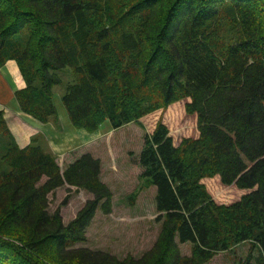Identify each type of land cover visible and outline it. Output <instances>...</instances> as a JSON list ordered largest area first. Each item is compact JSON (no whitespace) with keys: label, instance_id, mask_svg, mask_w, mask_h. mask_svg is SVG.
Returning <instances> with one entry per match:
<instances>
[{"label":"trees","instance_id":"16d2710c","mask_svg":"<svg viewBox=\"0 0 264 264\" xmlns=\"http://www.w3.org/2000/svg\"><path fill=\"white\" fill-rule=\"evenodd\" d=\"M8 60L25 81L20 109L42 123L57 118V71L70 67L61 99L74 128L144 130L185 101L197 135L176 144L160 118L145 135L130 201L156 188L159 232L141 257L119 259L77 247L97 207L111 211L100 161L84 153L62 169L35 138L20 147L0 111V264H203L244 242L241 264H264V0H0V67ZM215 177L252 190L219 203L204 183ZM64 185L92 195L67 224L48 211Z\"/></svg>","mask_w":264,"mask_h":264},{"label":"rangeland","instance_id":"374dc122","mask_svg":"<svg viewBox=\"0 0 264 264\" xmlns=\"http://www.w3.org/2000/svg\"><path fill=\"white\" fill-rule=\"evenodd\" d=\"M20 38L25 44L27 32L24 31ZM57 74L61 83L53 89L54 104L63 105L61 97L67 84L76 81V76L70 67L60 69ZM184 102L175 103L141 120L144 130L134 123L114 129L106 120L96 131L88 132L95 139L89 150L100 161V180L112 195L111 211L104 213L97 207L86 229V241L77 247L103 251L121 259L127 255L139 258L153 246L159 232V223L155 220L158 215L154 200L156 188L151 186L140 191L133 202L130 196L136 190L143 171L139 156L145 135L151 133L159 118L169 128L176 144L183 137L197 135L196 116L185 114ZM58 163L62 169L67 166L60 159ZM204 183L219 203H231L252 190L225 186L219 177L207 179ZM89 199L92 195L86 191L64 185L48 195V211L52 213L58 209L62 222L67 224ZM179 248L182 255H189L191 244H180ZM250 248L249 242L241 243L232 250L218 252L203 264H241ZM251 252L254 257L258 255L256 248H252Z\"/></svg>","mask_w":264,"mask_h":264},{"label":"crops","instance_id":"0c3cea01","mask_svg":"<svg viewBox=\"0 0 264 264\" xmlns=\"http://www.w3.org/2000/svg\"><path fill=\"white\" fill-rule=\"evenodd\" d=\"M24 87L17 63L6 61L0 67V111L17 144L25 147L35 138L38 145L49 147L65 166L84 153L91 154L89 149L95 139L85 130L73 127L64 105H55L57 118L48 123H42L20 109L14 93Z\"/></svg>","mask_w":264,"mask_h":264},{"label":"water","instance_id":"95a60500","mask_svg":"<svg viewBox=\"0 0 264 264\" xmlns=\"http://www.w3.org/2000/svg\"><path fill=\"white\" fill-rule=\"evenodd\" d=\"M263 226H264V217H263Z\"/></svg>","mask_w":264,"mask_h":264}]
</instances>
